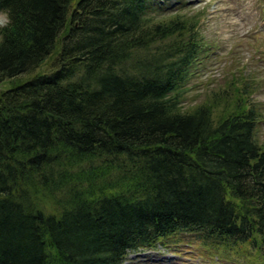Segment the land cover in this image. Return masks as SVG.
<instances>
[{
  "label": "trees",
  "instance_id": "obj_1",
  "mask_svg": "<svg viewBox=\"0 0 264 264\" xmlns=\"http://www.w3.org/2000/svg\"><path fill=\"white\" fill-rule=\"evenodd\" d=\"M154 7L164 10L160 0H0V82L55 58L0 87V264H122L187 232L264 246L250 92L228 94L216 116L220 95L182 109L208 42L185 14L150 19ZM138 49L149 54L127 62Z\"/></svg>",
  "mask_w": 264,
  "mask_h": 264
},
{
  "label": "rangeland",
  "instance_id": "obj_2",
  "mask_svg": "<svg viewBox=\"0 0 264 264\" xmlns=\"http://www.w3.org/2000/svg\"><path fill=\"white\" fill-rule=\"evenodd\" d=\"M160 1L164 10L149 8L147 14L150 19L185 14L197 25L198 36L208 42L199 55L197 66L184 78L181 108L188 110L220 95L223 99L213 106V115L216 116L227 109L223 101L228 94L235 97L244 87L245 92H250L248 103L258 114L254 136L264 147V0ZM6 21L7 17H0V25ZM143 51H133L126 61L132 62ZM54 59L47 58L31 73L20 74L12 80L4 79L0 87H8L14 80L36 72H48L54 65ZM168 242L170 247L158 244L150 249L129 251L122 264H264V246L258 253L247 242L223 248L209 239L203 240L194 232L183 233L181 240L178 237Z\"/></svg>",
  "mask_w": 264,
  "mask_h": 264
},
{
  "label": "clouds",
  "instance_id": "obj_3",
  "mask_svg": "<svg viewBox=\"0 0 264 264\" xmlns=\"http://www.w3.org/2000/svg\"><path fill=\"white\" fill-rule=\"evenodd\" d=\"M8 16V13L5 12V11H0V17H7Z\"/></svg>",
  "mask_w": 264,
  "mask_h": 264
},
{
  "label": "bare ground",
  "instance_id": "obj_4",
  "mask_svg": "<svg viewBox=\"0 0 264 264\" xmlns=\"http://www.w3.org/2000/svg\"><path fill=\"white\" fill-rule=\"evenodd\" d=\"M6 80H7V79H6ZM11 80H12V79H11ZM11 80H10V81H11Z\"/></svg>",
  "mask_w": 264,
  "mask_h": 264
}]
</instances>
